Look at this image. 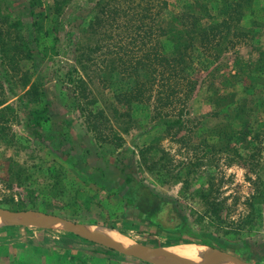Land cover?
I'll return each mask as SVG.
<instances>
[{
	"label": "rangeland",
	"instance_id": "rangeland-1",
	"mask_svg": "<svg viewBox=\"0 0 264 264\" xmlns=\"http://www.w3.org/2000/svg\"><path fill=\"white\" fill-rule=\"evenodd\" d=\"M54 1L38 0L39 6L36 10L48 15L45 23L47 27L52 26L60 18L62 25L58 54L49 55L40 61L38 73H35L29 61H20V66L29 72L28 85L36 80L37 74L50 79L54 91L60 95L64 103L68 104V115L74 120L75 131L85 132L80 124L83 117L80 116L79 107L73 105V101L77 98L73 92V83L68 80V73L74 67H81V64L75 60L80 45L102 44L98 35L100 30L103 33L106 29L97 28L94 33L84 31L90 15L97 14L100 0H73L68 5L65 3L62 8L63 13L59 14L58 18L53 10ZM126 1L118 2L123 4ZM166 2V7L156 14L158 16L153 15L155 21L164 27L181 9L198 14L201 23L218 21L225 14L219 12L218 0H166ZM3 11L5 12V9ZM253 21L256 22L253 29L255 32L240 38L233 36V31L230 30L227 38L217 49H210L207 52V56L204 57L207 66L201 67L194 73L202 84L189 101L190 114L185 120L184 128L177 135H173L176 128L167 133L161 123L162 117H173L174 112L167 107L157 108L160 114L152 120L150 118L155 114L156 109L150 105L135 110L134 117L137 122L126 124L113 120L111 110L116 106L110 103L114 102L111 92L102 87L96 75L91 73L90 77L93 80L89 81L87 72L80 69L83 77L89 82L85 93L88 94V99H95L87 107L94 111L102 108L106 110V114L111 119L109 125L121 136V140L113 138V131L111 133L107 129L106 133L109 134L112 142L101 143L96 141L91 131L88 132L91 142L99 148L101 144L104 145L100 153L114 169L119 166V159L130 160L128 162L130 169L139 179L154 191L178 199L180 206L191 220L192 215L204 209L200 198L193 191L200 186H207L209 181L218 189L213 195L219 200L224 199L228 221L238 220L239 215L245 214L249 209L245 198L254 187L248 177L254 178L256 170L247 171L237 162H230L232 156L224 151L201 158L202 144L199 147L196 145L203 138L213 136L215 128L218 130L217 126L220 123L228 122L230 118L221 111L227 109L236 113L235 103L246 106L249 122L252 121L254 128H264L262 124L264 87L261 86L264 79V0H255L251 8L246 9L237 25L249 29L254 27ZM221 29L225 31L224 27ZM162 39L165 40V37ZM101 53L97 50L92 57H98L102 55ZM193 57L195 61L199 59L198 56ZM20 76L21 74L18 73L15 80L12 77L10 79L11 84L22 97L24 87L21 85ZM75 76L76 73L73 72L72 78L75 79ZM257 77H260V80ZM1 97H6L8 102L16 101V97L8 91L5 82L3 90L0 91ZM83 100L85 99L82 98L81 101ZM22 103L24 106L31 105L29 99L25 97L22 98ZM244 115L233 122L237 129L243 130L246 126V123H241ZM7 125L15 136L12 144L0 139V207L16 211H42L78 223L100 225L108 228L101 229L111 233L110 237L114 241L130 240L142 250L146 247H177L193 243L238 256L249 262L264 264L262 260L249 258V256L253 257L254 251L256 257L264 258V209L259 210L258 219L245 223L240 231L235 232L238 240L249 241V246L246 245L242 255L228 249L220 250L207 243L177 239L151 226L148 220L134 215L133 210H127L126 203L113 189H105L92 182L83 173L78 172L65 156L57 155L43 145L40 146L14 120ZM260 133L264 134V130ZM180 135L185 139L177 141ZM149 143H156L157 147L160 146V149L169 152L175 167L174 172L181 165L186 166L189 161L199 158V165L189 166L193 171L188 175V188L182 185L181 179L168 174L167 180H161L155 172L156 168L149 170L146 167L140 160L139 149ZM162 154V151L148 153V159L150 160L153 155L158 158ZM58 172H60L58 178L62 182V189V185L59 188L53 185ZM115 176L116 174L111 173L105 175L106 178ZM37 218L47 223L45 219L39 216ZM242 220L245 222V219ZM204 222L209 223V218H204ZM237 245L235 239L234 247ZM156 258H160L159 261ZM165 262L161 254L147 259L129 256L78 233L32 225L19 218L0 219V264H164ZM176 262L179 264L181 261Z\"/></svg>",
	"mask_w": 264,
	"mask_h": 264
},
{
	"label": "trees",
	"instance_id": "trees-1",
	"mask_svg": "<svg viewBox=\"0 0 264 264\" xmlns=\"http://www.w3.org/2000/svg\"><path fill=\"white\" fill-rule=\"evenodd\" d=\"M72 1H54L53 10L57 18L63 13L64 4L68 5ZM118 1L98 2L97 14L90 15L84 31L94 33L97 28L106 29L103 33L100 30L98 35L102 44L80 45L75 60L81 67H74L68 73V80L73 83V92L77 98L73 105L79 107L80 116L83 117L80 124L85 129V132H77L74 120L68 115V104L54 91L50 79L37 74L36 80L28 85L29 72L20 66V61H29L35 73H38L40 61L49 55L58 54L62 25L60 18L47 27L45 23L48 15L36 10L38 0H0V91L5 82L8 91L16 97L14 103L8 102L6 97L0 98V139L7 144L13 143L15 133L11 132L7 123L14 120L40 146L65 156L78 172L92 182L105 189H113L124 200L127 210H133L134 215L148 220L151 226L177 239L207 243L220 250L228 249L242 255L246 245L249 246V241L243 240V243L242 239L238 240L235 232L240 231L245 223L258 219L259 210L264 209V134L260 133L264 128H254L252 121L249 122L246 106L235 103L236 113L227 109L221 111L230 118L228 122L220 123L213 136L203 138L196 146L202 144L201 158L224 151L232 156L230 162H237L247 171L256 170L254 178L248 177L254 187L245 198L249 209L245 214L239 215L238 220L228 221L224 199L219 200L213 195L218 189L209 181L207 186H200L193 191L200 198L204 209L192 215L191 220L178 199L154 191L139 179L130 169V160L119 159L117 169L106 162L100 153L104 145L101 144L100 148L94 145L88 132L93 131L94 138L101 143L112 142L106 133L107 129L111 133L113 131V138L121 140V136L109 125L111 119L106 110L102 108L94 111L87 107L95 99H88L85 91L88 80H93L90 77L93 73L102 87L111 92L114 102L110 103L116 107L111 110L107 102L108 108L113 120L118 123L137 122L134 112L143 106L150 105L156 109L150 120L159 116V108L167 107L174 112L173 117H162L161 123L167 133L176 128L173 135H177L184 128L185 120L190 114L189 101L202 84L194 73L207 66L204 58L207 52L217 49L230 30L233 31V36L240 38L255 32V21L254 27L249 29L237 25L255 0H218L219 12L225 13L224 17L205 23L199 21L198 14L181 9L173 15L166 27L158 24L153 16L166 7V0H127L123 4ZM232 27L234 28L231 29ZM97 50L103 56L92 57ZM193 56H198L199 59L195 61ZM80 69L87 72L88 80L83 77ZM73 72L76 73L75 79L72 78ZM18 73L21 74L20 81L24 87L22 97L10 79H14ZM257 78L260 80V77ZM261 86L264 87V79ZM23 97L29 99L30 106H24ZM82 98L85 100L81 101ZM243 115L241 123H246V126L242 125L245 126L243 130L237 129L233 122ZM183 139V135L177 137V141ZM156 143H149L139 149L140 160L149 170L156 168L159 179L167 180L170 175L181 179L182 185L188 188V175L193 171L189 166L199 165V158L189 161L186 166L181 165L174 172L169 152L157 147ZM154 151H162L163 154L158 158L153 155L149 160L148 153ZM59 173L55 175L56 181L53 182L57 188L62 185ZM107 173L116 176L106 178ZM206 217L209 218V223L204 222ZM235 239L238 245L234 247ZM255 253L256 251L249 258L264 261V258L256 257Z\"/></svg>",
	"mask_w": 264,
	"mask_h": 264
},
{
	"label": "water",
	"instance_id": "water-1",
	"mask_svg": "<svg viewBox=\"0 0 264 264\" xmlns=\"http://www.w3.org/2000/svg\"><path fill=\"white\" fill-rule=\"evenodd\" d=\"M40 217L42 219H45L47 223H43L42 221H39ZM9 219V218H19L23 219L27 222H29L32 225H38L40 227H46V228H56L59 230L74 232L83 235L86 238L92 239L104 246L110 247L120 253L139 257V258H149L150 256L161 254L163 255V258L165 259L164 264H178L171 260L169 253L167 252L168 247L166 246H160V247H146L143 250H131L128 248H124L123 246L116 244L112 241H110L106 236L104 235H96L93 234L92 228L95 227H103L100 225H94V224H87V223H78L74 221H70L67 219L60 218L55 215L47 214L42 211H34V210H22V211H16L8 208L0 207V219ZM215 251V250H213ZM217 256L215 259L211 261H207L203 259L201 256L197 255L194 258L186 259L179 264H259L255 262H249L246 260L241 259L238 256L216 251Z\"/></svg>",
	"mask_w": 264,
	"mask_h": 264
},
{
	"label": "bare ground",
	"instance_id": "bare-ground-1",
	"mask_svg": "<svg viewBox=\"0 0 264 264\" xmlns=\"http://www.w3.org/2000/svg\"><path fill=\"white\" fill-rule=\"evenodd\" d=\"M108 229V228H104V227H95V228H92V232L93 234H96V235H104L106 236L110 241L116 243V244H119L121 246H123L124 248H128V249H131V250H142L141 247L137 246L136 244H134L133 242H131L130 240H125L122 241V242H118V241H114L113 239H111L110 235L111 233L105 231L103 232L102 229ZM110 230H113V229H110ZM108 233V234H107ZM167 249V252L169 253L170 255V258L172 261H174L175 263H178L176 261H184L186 259H190V258H194L196 257L197 255L201 256L203 259L207 260V261H211L213 259L216 258L217 256V252L216 251H213L212 249H208L204 246H198L196 244H193V243H186V244H182V245H179L177 247H174V246H171V247H168L166 248ZM160 258H156L157 261H159ZM176 260V261H175Z\"/></svg>",
	"mask_w": 264,
	"mask_h": 264
},
{
	"label": "crops",
	"instance_id": "crops-1",
	"mask_svg": "<svg viewBox=\"0 0 264 264\" xmlns=\"http://www.w3.org/2000/svg\"><path fill=\"white\" fill-rule=\"evenodd\" d=\"M102 231H103V229H102ZM103 232H105V231H103ZM108 234V233H107Z\"/></svg>",
	"mask_w": 264,
	"mask_h": 264
}]
</instances>
